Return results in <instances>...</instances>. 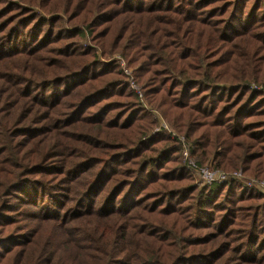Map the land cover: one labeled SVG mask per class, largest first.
<instances>
[{"label": "trees", "instance_id": "trees-1", "mask_svg": "<svg viewBox=\"0 0 264 264\" xmlns=\"http://www.w3.org/2000/svg\"><path fill=\"white\" fill-rule=\"evenodd\" d=\"M120 60L196 168L264 183V0H0V264H264V192L197 188Z\"/></svg>", "mask_w": 264, "mask_h": 264}, {"label": "built area", "instance_id": "built-area-1", "mask_svg": "<svg viewBox=\"0 0 264 264\" xmlns=\"http://www.w3.org/2000/svg\"><path fill=\"white\" fill-rule=\"evenodd\" d=\"M137 91V90H136ZM138 97L142 98L141 93L139 91H137ZM149 110V109H148ZM150 112L154 113V119L155 120H161V127L167 131V134H170V136L172 138H177V140L179 139L178 136H176L175 134H173L168 127L166 126V124L164 123V121L162 120V118L160 117V115L155 112L154 110H149ZM182 159L184 162H186V164L188 165V168L192 171L193 176L196 179V186L199 188L205 187V186H210L212 184H218V185H222L225 184L231 180H235L237 182L242 183L245 187L249 188V189H255L261 192H264V183L257 180V179H247V178H243V176L239 173V172H222V171H216L213 170L210 166L206 165L202 168H196L194 166V162L192 161L190 155H189V150L188 147L186 145H183V149H182Z\"/></svg>", "mask_w": 264, "mask_h": 264}, {"label": "rangeland", "instance_id": "rangeland-1", "mask_svg": "<svg viewBox=\"0 0 264 264\" xmlns=\"http://www.w3.org/2000/svg\"><path fill=\"white\" fill-rule=\"evenodd\" d=\"M115 59H118L119 60V57H116ZM120 62V69H121V71L123 72V74L126 76V79L129 81V84H130V88L134 91V93L137 95V97H138V94H137V91H139L140 93H141V96L143 95L142 94V90L140 89V87L136 84V82L134 81V79H132V70H131V68H129L128 66H127V64H126V62H124L123 60H120L119 61ZM137 90V91H136ZM138 99L139 100H141L143 103L142 104H144V107L145 108H147V110L150 108L148 105H146V102H144V100H143V96H142V98H139L138 97ZM140 101V102H141ZM150 110V109H149ZM155 112H157L159 115H160V113L157 111V110H155ZM151 114H152V116H153V119H154V113L153 112H150ZM160 117L162 118V115H160ZM162 120L164 121V123L166 124V126L168 127V129L173 133V134H175L176 136H178V141H180L181 142V144H182V149H183V145H186L187 147H188V145L184 142V140H183V138L182 137H180L179 135H177L169 126H168V124L165 122V120L162 118ZM159 121V124H160V126H162L161 125V120L159 119L158 120ZM163 129V128H162ZM164 130V129H163ZM165 131V130H164ZM166 133H168L167 131H165ZM172 138V137H171ZM175 139H177V138H175ZM207 164H205V166H206ZM209 166V165H208ZM236 172H239V171H236ZM240 173V172H239ZM241 174V173H240ZM242 175V174H241ZM243 176V178H247V179H251V178H253V177H249V176H246V175H242ZM193 178H194V184L196 183V179H195V177L193 176ZM254 179V178H253ZM242 184V183H241ZM195 186H196V184H195ZM197 187V186H196ZM197 188H199V187H197ZM247 188V187H246ZM200 189V188H199Z\"/></svg>", "mask_w": 264, "mask_h": 264}]
</instances>
